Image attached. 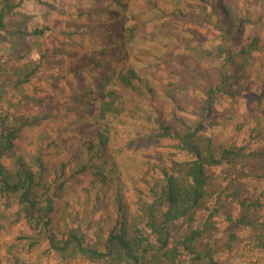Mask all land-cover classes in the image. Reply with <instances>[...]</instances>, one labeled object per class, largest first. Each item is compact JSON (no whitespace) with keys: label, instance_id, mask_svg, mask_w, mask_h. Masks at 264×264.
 <instances>
[{"label":"rangeland","instance_id":"obj_1","mask_svg":"<svg viewBox=\"0 0 264 264\" xmlns=\"http://www.w3.org/2000/svg\"><path fill=\"white\" fill-rule=\"evenodd\" d=\"M17 1L21 2L12 0L13 3ZM122 2H125V12L129 18L126 24L134 26L136 41L128 46L121 58L112 60L106 70L132 68L137 74V93L125 90L119 84L114 86L123 95L128 110L134 113L127 111L119 118L106 120L111 139L107 151L117 168L109 184L101 185L99 180L93 186L90 177H82L79 183L70 186L74 183L69 179L70 168L80 161L70 159L63 169V164L69 158L68 152H77L83 140L91 136L99 124L93 84L94 91L85 110L78 107L75 111H66V107L72 93L80 95L87 89V69L80 58L104 45L102 34L105 32L96 33V42L87 39L81 44L80 51H76V56L80 58L73 71L66 72L69 78H75L72 92L63 87L58 90L60 85L55 92V88H51L52 83H48L49 78L55 86L61 81V73L53 75V71L62 59L54 61L51 56L45 58L39 67L40 70L44 68L46 73L38 71L33 76L36 84L31 85V89H27L28 84H24L25 89L14 90L10 88V78H5V72L17 69L20 65L18 62L2 61L0 56V133L11 125L14 118L26 115L30 119H42L45 114L50 116L37 125L23 128L12 147V155H2L1 161L12 168L17 159L14 157L19 154L30 164V157L37 148L46 146L47 141L56 142L58 146L45 150L48 162L45 161L47 169L43 181L50 183L52 188L62 180L67 185L61 191L60 198L55 199L51 229L57 234L66 230L81 231L90 243L105 236L107 224L117 212L116 190L120 192L127 217L133 222V217L139 215L136 210L138 200L150 197L151 185L155 179L162 178L161 168L171 166L172 161L192 159L186 151L173 147L174 140L153 138L158 132L157 124L153 119L150 122L145 120L147 113H152V118L155 116L149 107L152 100L163 110L166 120L173 122L178 130H184L183 120L191 123L204 116V124L214 144L264 151V0H223V5L228 7L232 16L245 18L240 42L230 41V50L237 51L240 45L253 38H257L258 43L250 56L236 57V64H242L243 67H239L240 71L229 67L234 82L213 97V105L207 114H202L201 103L206 97L204 93L207 86L215 81L214 76L221 70L222 61L215 55L221 43L220 32L205 23L203 5L199 0ZM24 4L29 9V0ZM96 6L103 10L116 8L111 0H99ZM207 7L211 8L210 5ZM60 13L59 17L62 16ZM46 15L45 21L50 23L52 17L48 12ZM13 16L15 14L11 13L5 17L6 24L9 25ZM95 17L92 14L91 22L99 21L98 18L94 20ZM85 19L78 22L86 23ZM79 28L77 26V30ZM48 37L52 38L53 35ZM42 79L47 81L40 84ZM148 87L154 93L150 94ZM32 91L36 93L34 100L19 99L22 92L32 96ZM168 92L176 100V108L166 96ZM175 116L181 123L174 121ZM39 137H44V140H38ZM82 150L86 156V151ZM241 161L235 167H207V191L211 195L206 207L197 211L196 221L192 224L194 227L200 224L201 228L206 229L196 247L203 255L209 254L217 264H264V178L256 177L257 173L264 170V154L257 159L244 160L245 164ZM216 195L220 198L214 204ZM240 200L246 201L249 206L241 207ZM1 205H7L5 198L0 197V211L5 212L4 218H0V239L4 238L7 245L13 247V254L22 261L20 264H95L84 259L73 262L69 258H61L48 249V240L43 233L31 230L22 217L16 216V211L4 210ZM215 205L217 212L210 218L209 211ZM65 209L67 211L64 212ZM242 214L253 223L252 227L238 223ZM207 222H213L215 228L209 229ZM184 223L173 227L172 243L181 240V236L188 232L190 227ZM36 239L38 242L34 241ZM149 240L154 241V237L149 236ZM8 251L11 252L9 248ZM180 253L181 264H188L190 255L182 249ZM194 264H208L207 256Z\"/></svg>","mask_w":264,"mask_h":264},{"label":"trees","instance_id":"obj_2","mask_svg":"<svg viewBox=\"0 0 264 264\" xmlns=\"http://www.w3.org/2000/svg\"><path fill=\"white\" fill-rule=\"evenodd\" d=\"M44 1L51 7H56L57 0ZM94 1L97 5L99 0ZM111 1L116 8L92 9L91 15L88 13L89 9L79 12L78 15L85 13L88 16H86L88 22L81 24L75 32H70L82 44L87 39L96 42L95 34L105 32L102 34L105 42L100 49H95L89 54L85 53L82 58L76 56V64L80 58L82 62L84 61L87 69V89L80 95L76 92L72 93L66 111H75L78 107L79 109L83 107L82 109L85 110L90 103L91 93L94 91L91 86L93 84L96 89L94 91L95 98L98 102L96 118L99 120V124L92 135L83 140V144L77 152H68L69 158L63 164V169H65V165H68L70 159L80 161L78 164L75 162L73 168L69 167L71 169L69 179L74 182L70 186L79 183L82 177H90V183L93 186L99 180L101 185L109 184L112 181V175L117 168L107 151L111 139L109 124L106 120L119 118L127 111L134 113L133 110H128L123 95L114 86L119 84L125 90L137 93L135 84L137 74L130 67H122L118 71L106 70L110 63L112 64V60L121 58L124 52L126 53L128 46L136 41L134 26L126 24L129 18L125 12V2L122 0ZM199 2L203 5L205 23L220 32L221 40L215 55L216 58L221 59L222 67L214 76L215 81L207 86L204 93L206 97L201 103L202 114H207L213 105V97L218 92H222L226 85L234 82V76L229 74V67L231 66L232 70L240 71L239 67H243V65L236 64V57L250 56L258 39L253 38L246 44L240 45L237 51L230 50L228 47L230 41L240 42L239 37L244 31L245 18L232 16L228 7L223 5V0H199ZM17 5L18 3H13L12 0H0V31L6 28L5 17L11 14ZM208 5L211 8L208 9ZM122 9L125 10L121 13ZM92 14L98 15V22H91ZM42 32L41 28H36L31 34H42ZM30 75L31 71L29 77ZM74 75L76 76V73ZM60 77L68 80L66 73L61 74ZM27 79V76L22 79L16 78L15 85L24 83ZM74 88L71 87L69 90L72 92ZM147 89L150 94L154 93L151 87ZM166 96L170 98L171 105L176 108L177 102L170 92ZM149 107L155 116L152 118V113H147L145 120L150 122L153 119L158 129L153 138L174 140L173 147L186 151L192 156V159L184 162L172 161L171 166L161 168L162 178L155 179L151 185L150 197L138 200L136 210L139 215L133 217V222L127 217L120 192L116 190L117 212L113 214L111 221L107 224L105 236L98 238L94 243L88 242L85 234L78 230H66L57 234L51 229L55 199L60 198L61 191L67 185L66 181L62 180L52 188L50 183L43 181L47 169L44 160L45 150L47 147L58 146L56 142L47 141L46 146L37 148L30 157L29 165L23 158H17L15 166L5 169L0 161V197L5 198L6 206L15 198L21 207L16 216L22 217L31 230L43 233L48 240V249L59 254L61 258L65 260L69 258L73 262L84 259L95 264H181L183 262L180 259L182 249L190 255L188 264H194L195 261H200L206 256L208 264H217L209 254L203 255L196 247L198 239L206 229L201 228L200 224L192 226L196 221L197 211L206 207V201L211 195V192L207 191L209 175L206 169L208 166L222 165L235 167L242 162L241 160L248 161L250 158H259L264 154V151L245 150V146L223 147L220 144H214L211 134L204 124V116L203 119L191 123L183 120L185 128L181 131L173 126V122L166 120L163 110L159 109L155 100H152ZM172 114H174V110H172ZM49 117L48 114H45L42 119L27 117L22 121H12L11 125L0 133V159L2 155L12 149L23 128L37 125L41 120H46ZM174 121L181 123L176 119V116ZM38 140H44V137H39ZM82 149L86 151V156ZM60 175H63L62 169ZM256 177L264 178V170L257 173ZM219 198L218 195L214 197V204L218 202ZM239 205L241 207L249 206L244 200H240ZM216 212L217 205L211 212L209 211L208 217L211 218ZM245 216L242 214L238 223H246L245 225L252 227L253 223L247 221ZM184 222L187 223V227H190L188 232L181 236V240H175L176 242L172 243L173 227L181 226L185 224ZM207 224L209 229L215 228L213 222H207ZM151 235L154 237V241L149 240ZM34 241L38 242L37 239Z\"/></svg>","mask_w":264,"mask_h":264},{"label":"crops","instance_id":"obj_3","mask_svg":"<svg viewBox=\"0 0 264 264\" xmlns=\"http://www.w3.org/2000/svg\"><path fill=\"white\" fill-rule=\"evenodd\" d=\"M57 1L58 4L55 3L56 7H51L49 4L45 3L44 0H29V9L25 7L24 3L26 2V0H23L21 2L17 1L16 3H18V5L16 8H14L12 12L13 14H15V16L10 19L9 25L7 23L5 26L6 28L0 31L1 60H6L10 62L12 61L13 63L18 62L20 65L19 67H17V69H13V73V70H7L5 72V78H7V80H9L10 78L11 80L10 88H13L14 90L16 88L22 90V88L25 89V87H23L24 84H28L27 89H29V87L31 89V85L36 84L34 80L35 77L33 76L37 74L38 71H45L46 73V70L44 68L40 70L41 67H39V63H41L45 58L49 56H51L54 61L62 59L60 64H56L55 70L53 71V75H57L58 73H61L63 75L66 72L71 73V71H73L72 68H75L77 58L76 51H80L82 43L76 38L75 35L72 36L70 32H75L77 26L81 25V19H85L88 17L85 13L82 15H78V13L89 9L88 13L89 15H91V10L97 8L96 2L94 0ZM47 12L52 17L50 23L45 21V16H47ZM59 12H61V17H59ZM95 15L96 17L94 18V20L98 18V15ZM79 20L80 22H78ZM56 21L58 22L57 24ZM76 21L78 23H76ZM82 24L85 23L82 22ZM36 28H41L43 30L42 34H31ZM50 34L53 35L52 38L48 37V35ZM46 38H48L49 43ZM30 71L31 75L29 77ZM24 76H27L28 79L24 83H19V85H17L16 83L15 85L16 78L22 79ZM51 80L52 79L49 78L48 83H52L51 85L53 87L51 88H55V92H57L56 87L58 85H60V87H57L58 90L62 87L66 88V90H69L71 87H74L73 84L75 83L74 77H68V80L62 78L60 79L61 81L56 84V86L55 84L53 85L54 81ZM46 81L47 79H42L41 81H39V83L44 84V82ZM27 92L29 93V91ZM32 92V96H28L29 94L24 95V92H22L23 94L21 95V98L19 97V99L25 100L29 98L30 100H34V98H36V93H34L35 91ZM26 118L27 116L24 115L21 116V118L19 119H14L15 121H22ZM11 151L12 149L6 154L12 155L13 152ZM21 156L22 155L18 154L14 157V159L22 158ZM46 156L48 155H44V158H47ZM45 161L48 162L47 159H45ZM1 164L5 169L10 168L6 166L2 161ZM1 207L4 210L16 211V213L19 212L21 208L16 199L13 202L10 201V204L8 206L1 205ZM63 211L65 212L67 211V209ZM4 213L0 211V218H4ZM8 248L12 253L8 251ZM0 255V264L22 263V261L18 260L16 254H13V247H11L10 245L8 246L4 238L0 239Z\"/></svg>","mask_w":264,"mask_h":264}]
</instances>
